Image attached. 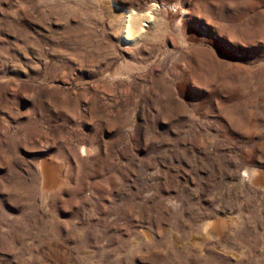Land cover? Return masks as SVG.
I'll return each mask as SVG.
<instances>
[{"label": "rangeland", "instance_id": "374dc122", "mask_svg": "<svg viewBox=\"0 0 264 264\" xmlns=\"http://www.w3.org/2000/svg\"><path fill=\"white\" fill-rule=\"evenodd\" d=\"M0 264H264V0H0Z\"/></svg>", "mask_w": 264, "mask_h": 264}]
</instances>
